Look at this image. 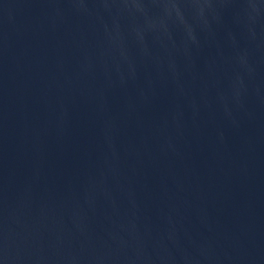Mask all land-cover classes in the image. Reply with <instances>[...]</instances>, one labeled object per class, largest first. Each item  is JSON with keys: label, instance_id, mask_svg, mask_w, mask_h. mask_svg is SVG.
Listing matches in <instances>:
<instances>
[{"label": "water", "instance_id": "1", "mask_svg": "<svg viewBox=\"0 0 264 264\" xmlns=\"http://www.w3.org/2000/svg\"><path fill=\"white\" fill-rule=\"evenodd\" d=\"M0 264H264V0H0Z\"/></svg>", "mask_w": 264, "mask_h": 264}]
</instances>
